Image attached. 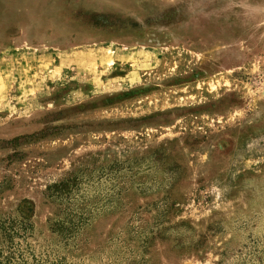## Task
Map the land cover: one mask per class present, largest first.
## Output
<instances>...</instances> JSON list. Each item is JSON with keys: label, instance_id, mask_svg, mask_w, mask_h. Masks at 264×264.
<instances>
[{"label": "rangeland", "instance_id": "rangeland-1", "mask_svg": "<svg viewBox=\"0 0 264 264\" xmlns=\"http://www.w3.org/2000/svg\"><path fill=\"white\" fill-rule=\"evenodd\" d=\"M0 264H264V0H0Z\"/></svg>", "mask_w": 264, "mask_h": 264}]
</instances>
